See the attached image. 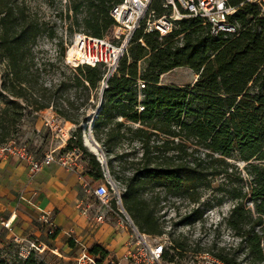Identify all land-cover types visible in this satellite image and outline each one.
<instances>
[{"label":"trees","instance_id":"obj_1","mask_svg":"<svg viewBox=\"0 0 264 264\" xmlns=\"http://www.w3.org/2000/svg\"><path fill=\"white\" fill-rule=\"evenodd\" d=\"M120 1L74 0L69 10L59 14L71 19L74 32L103 36L115 23L111 9ZM158 1L154 6L161 13ZM231 19L240 24L235 35H213L209 23L200 16L179 19L177 27L163 37L157 30L138 29L103 91L93 130L106 151L111 174L126 184L123 204L141 231L164 232L157 207L168 198L193 204L176 225L193 224L204 217L209 206L232 198L234 205L223 220L239 237L238 245L227 249L216 241L205 251L226 264H246L249 259L261 264L264 14L257 4L245 2ZM62 34L56 24L49 25L48 20L32 14L24 2L0 0V145L14 140L26 119L36 121L51 106L65 119L81 122L73 113L69 90L72 86L97 89L105 68L102 64H80L73 77L47 85L43 75L52 70L55 61L46 54L37 56L34 47L42 35L57 39L56 59L65 61L67 46ZM179 66L194 70L198 75L194 82L161 81L163 73ZM139 79L145 82L141 90ZM140 103L143 110L138 108ZM73 135L76 138L71 137L65 149L79 146L88 157L83 175L104 180L101 162L84 145L81 125ZM125 144L131 149L119 150ZM238 161L246 162V175ZM217 179L221 180L214 185ZM209 189L214 194L204 197ZM148 190H152L151 198L145 196ZM57 233L56 229L52 237ZM185 247L173 239L164 258L173 261L176 250ZM90 250L108 253L100 243H94ZM0 264L51 263L34 251L26 258L15 255L11 260L0 246Z\"/></svg>","mask_w":264,"mask_h":264},{"label":"built area","instance_id":"obj_2","mask_svg":"<svg viewBox=\"0 0 264 264\" xmlns=\"http://www.w3.org/2000/svg\"><path fill=\"white\" fill-rule=\"evenodd\" d=\"M155 2L156 0H121L116 3L111 9V14L115 19L111 30L103 36L93 35L84 30L75 31L73 41L66 50L65 62L75 66L80 64H102L105 68L99 86L102 93L109 87L110 78L117 71L120 60L127 52L133 35L140 28H144L146 31L157 30L160 36L163 37L170 34L177 27L179 19L185 16H200L205 22L209 23L210 32L213 35H235L239 32L240 24L232 20L231 16L245 2L257 4L261 13L264 14V0H240L237 2L235 0H159L158 4L163 8L161 13L154 6ZM56 41L57 39H55V44ZM55 51L58 54L57 46ZM70 51L72 57L69 56ZM144 86L145 82L139 79V89L141 90ZM99 104L100 101L97 109ZM138 108L143 110L144 105L140 103ZM45 124L52 129L57 125V122L54 119L47 118ZM71 137L76 138L75 135L71 134L66 140L68 141ZM14 152L18 153L21 158L28 160L32 173L55 161L70 169H75L83 154V150L79 146L73 145L66 149L60 157H57L55 150L45 153L43 157L34 155L32 157L23 149L18 148L15 140L0 145V156H6ZM99 161L105 174V179L102 182L93 187L87 176H81L84 191L91 196H95L102 206L95 213V219L103 222L110 214H116L121 224L132 226L134 231L130 235L127 249L122 256L125 260L132 264H169L165 262L166 259L164 258L167 248L166 240L163 238L164 235L159 237L157 241L152 242L149 240L148 234L138 228L123 205L122 195L126 190V184L113 177L106 155H101ZM113 201L117 207L113 205ZM38 209L41 212L38 217L40 222L46 225L48 234L52 235L56 231L52 213L41 207ZM89 209L90 206L88 205L84 208L86 215H90ZM12 222L11 217L0 218V239L1 225L10 228ZM71 237L78 241L77 236L72 235ZM15 241L18 243L16 255L20 258H26L33 251L39 253L45 248L56 251L39 237L24 241V239L16 236ZM202 257L206 260V264H226L222 259L210 253H205ZM69 258L73 264L120 263V260L114 256L105 257L101 253L91 251L88 245H84L78 253ZM261 264H264V262Z\"/></svg>","mask_w":264,"mask_h":264},{"label":"rangeland","instance_id":"obj_3","mask_svg":"<svg viewBox=\"0 0 264 264\" xmlns=\"http://www.w3.org/2000/svg\"><path fill=\"white\" fill-rule=\"evenodd\" d=\"M19 1L24 2V4H26L32 14L35 13L37 16L41 17V19L48 20L49 25H52L53 23L56 24L58 30L63 32V41L67 48H69L68 45L71 44L74 38V30H71L72 21L71 19H68L64 14L60 15L59 13L60 11H63L64 13L66 10H69L70 3L74 0ZM70 13H72L71 10ZM55 47V40H51L46 35L40 36L34 47L37 56L46 54L47 56H51L52 60L55 61V65L53 66L52 70L44 73L43 75V79L45 80L47 85H51L52 83L56 84L59 79H69L73 77L74 73L77 71L75 68L77 66L56 59ZM196 76L197 74L190 67L179 66L163 73L161 75V81L166 83L188 84L192 83ZM69 92L70 99L74 101L75 106L73 113L77 114L80 117L81 122L77 124L71 120L65 119L63 116L58 114L51 106L42 111L41 114H43L44 117H41L40 115V117H38L36 121L26 119V121L22 124L21 129L13 136L18 148L23 149L28 155H31L32 157L33 155L36 157H43L45 153L51 150H55V154L57 155V157H60L66 150L65 146L68 141L64 146H61V144L67 137L68 133H74L75 131H77V127L79 125L82 126V133H84L85 128L88 129L90 123L93 120V117L95 116L94 112L97 110L98 103L102 97V93L99 90V87L97 89H85L83 87L77 88L76 86H72ZM139 96H143L141 91H139ZM67 105L68 102H65V106ZM50 113H54V116H52ZM47 118L54 119L57 122V125L51 129L48 125L45 124ZM87 148L89 151H91L89 147ZM101 148L106 155V151L102 145ZM124 148H126L127 150L131 149L127 144H125V146L120 147L119 150H123ZM140 153L141 151H139V154ZM2 157L4 156H0V158ZM83 157L84 153L81 155L80 160ZM20 159L28 166V175L33 176L32 169L30 168L28 160L21 157ZM230 160L234 161L233 159ZM115 163H117L116 160ZM237 164H239V169L242 170V174L246 175V170L243 169L246 162L238 161ZM116 165L117 169H121L120 171H125V173H128V170L126 168L122 169L119 168V164ZM30 172L32 174H30ZM235 177H237V175ZM87 178L91 182L93 187L103 181L94 180L89 177ZM220 180L221 179H217L214 182V185H218ZM151 191L152 190H148L147 192H145V196L147 198H151ZM85 193L86 192L84 191V194ZM162 193L164 194L163 191ZM84 194L82 193V195ZM213 194L214 192L209 189L206 191L204 197H212ZM86 196H88V198H92V196H90L88 193ZM234 202L235 200H233L232 198H227L222 204L209 206L205 211L204 217L195 221L193 224L176 225L174 224L175 221L178 220L181 215L185 213V211H188L193 204L190 205L188 203V200L181 199L174 201V198H168L166 200H163L162 203L157 207V214L160 216L161 223L164 226V232L162 234L146 233L148 234L149 240H151L152 242L157 241L159 237L164 235L163 238L166 240L167 246L173 239H177L179 242H182L186 246L185 249L182 248L181 251L176 250L175 259L173 261L166 259V263L171 264L173 262L174 264H206V260L202 257V255L205 253H209L205 250L211 248L213 242L217 241L219 245L226 246L227 249H229V247L234 248L238 245L239 237L230 228H228L225 221L223 220V217L227 216L230 213ZM113 205L117 207L114 201ZM250 206L253 207V203H250ZM107 220L119 223V219H117L116 214H110ZM124 227L128 229L130 235L133 234L134 229L132 228V226L125 224ZM15 248L16 243H7L4 249L6 257L11 260L14 259V256L16 255ZM196 249L202 251H196ZM62 254L65 255V257H63ZM38 255L41 258H45L51 264H73L72 260H69L70 258H67V256H71L72 254H70V252L68 253L62 248H59L56 251H51L48 248H45L43 251L39 252ZM240 257L242 258L244 256L240 255ZM246 264L258 263L253 259H249Z\"/></svg>","mask_w":264,"mask_h":264},{"label":"crops","instance_id":"obj_4","mask_svg":"<svg viewBox=\"0 0 264 264\" xmlns=\"http://www.w3.org/2000/svg\"><path fill=\"white\" fill-rule=\"evenodd\" d=\"M50 114L54 116V113ZM71 134L68 133L67 137ZM67 137L61 146L65 145ZM87 164L88 157L85 156L75 169L55 161L29 176L28 166L18 153H9L0 158V218L11 217L13 221L10 228L1 225L0 246L3 250L7 243L14 242L16 251V236L24 241L39 237L51 248H62L71 256L84 245L91 247L94 243H100L108 251L105 255L101 253L103 256H114L120 260L119 264H132L122 257L130 238L128 229L120 222L107 219L99 222L95 219V213L102 206L95 196L88 198L87 193L84 194L81 176ZM87 205L90 206V215L84 213ZM39 207L52 213L58 230L55 237L49 235L46 225L40 222ZM72 235L77 236L78 241Z\"/></svg>","mask_w":264,"mask_h":264},{"label":"water","instance_id":"obj_5","mask_svg":"<svg viewBox=\"0 0 264 264\" xmlns=\"http://www.w3.org/2000/svg\"><path fill=\"white\" fill-rule=\"evenodd\" d=\"M197 76H198V75H197ZM196 78H197V77H196ZM102 101H103V91H102V97H101V100H100L99 108L97 109V111H96V113H95V116L93 117V120H92V122L90 123L88 129H87V128L84 129V133H83V142H84V145H86L87 147H89V146L87 145L86 141H85V138H86V132H85V131L87 130V131L89 132V134L92 136L93 141H94L96 144L99 145V147H100V149H101V151H102V154H101V155L104 156V155H105V152H104L103 149L101 148V145H100L99 141L96 139V137H95V135H94V133H93V123H94V119H95L96 115H97L98 112H99V109H100V107H101ZM90 150H91V149H90ZM91 151H92L94 154H96V156H97L98 159L100 158V156L97 154L96 151H93V150H91Z\"/></svg>","mask_w":264,"mask_h":264},{"label":"bare ground","instance_id":"obj_6","mask_svg":"<svg viewBox=\"0 0 264 264\" xmlns=\"http://www.w3.org/2000/svg\"><path fill=\"white\" fill-rule=\"evenodd\" d=\"M69 56L72 57L71 51L69 52ZM85 141H86L87 145L89 146V148H90L91 150L96 151L97 154H98L99 156H101L102 151H101L99 145L96 144V143L93 141L92 136L89 134L88 131L86 132V138H85Z\"/></svg>","mask_w":264,"mask_h":264}]
</instances>
